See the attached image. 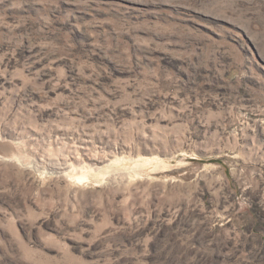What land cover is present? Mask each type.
<instances>
[{
	"label": "rangeland",
	"instance_id": "rangeland-1",
	"mask_svg": "<svg viewBox=\"0 0 264 264\" xmlns=\"http://www.w3.org/2000/svg\"><path fill=\"white\" fill-rule=\"evenodd\" d=\"M0 264H264V0H0Z\"/></svg>",
	"mask_w": 264,
	"mask_h": 264
},
{
	"label": "water",
	"instance_id": "water-1",
	"mask_svg": "<svg viewBox=\"0 0 264 264\" xmlns=\"http://www.w3.org/2000/svg\"><path fill=\"white\" fill-rule=\"evenodd\" d=\"M15 142L9 141L8 139H0V155L9 156L10 153H13L14 149H17Z\"/></svg>",
	"mask_w": 264,
	"mask_h": 264
},
{
	"label": "bare ground",
	"instance_id": "bare-ground-1",
	"mask_svg": "<svg viewBox=\"0 0 264 264\" xmlns=\"http://www.w3.org/2000/svg\"><path fill=\"white\" fill-rule=\"evenodd\" d=\"M9 155H11V153ZM1 156H7V155L5 154V155H1Z\"/></svg>",
	"mask_w": 264,
	"mask_h": 264
}]
</instances>
